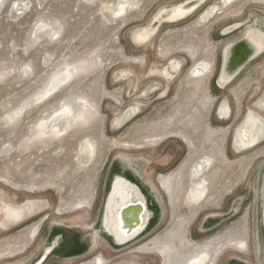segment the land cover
Returning a JSON list of instances; mask_svg holds the SVG:
<instances>
[{
    "label": "rangeland",
    "instance_id": "obj_1",
    "mask_svg": "<svg viewBox=\"0 0 264 264\" xmlns=\"http://www.w3.org/2000/svg\"><path fill=\"white\" fill-rule=\"evenodd\" d=\"M185 1L0 0V264H33L58 233L55 254L85 252L111 176L139 183L133 169L159 201L149 238L183 230L208 257L214 243L223 248L216 264L262 263L264 140L239 153L231 140L248 110L264 116V52L225 88L215 83L223 49L249 29L264 32V0H208L147 43L132 40ZM172 62L180 70L166 80ZM224 101L231 115L220 122ZM197 163L207 166L205 190L190 199ZM27 201L34 217L8 222L4 207ZM101 237L88 255L44 264H171L167 240L138 253ZM77 239L86 242L73 246Z\"/></svg>",
    "mask_w": 264,
    "mask_h": 264
},
{
    "label": "water",
    "instance_id": "obj_2",
    "mask_svg": "<svg viewBox=\"0 0 264 264\" xmlns=\"http://www.w3.org/2000/svg\"><path fill=\"white\" fill-rule=\"evenodd\" d=\"M207 1L208 0H188L174 7L160 10L153 16L150 24L142 29V33L145 32L150 35V38L142 44L150 41L162 25L177 22L191 16ZM178 9L180 11H189V13L179 19L170 20L171 16H173ZM247 32L248 30L239 39L228 44L223 49L215 83L218 89L225 88L249 63L263 54L264 48L260 49L258 44L252 42ZM243 123H245L244 120L238 125L232 135L231 147L235 153L251 149L262 141H255L253 145L250 144L236 152L232 144L236 135L235 133L243 126ZM137 185L136 182L118 173L113 174L107 184L102 200L98 232L110 239L115 245H126L146 232L153 224L155 212L151 206L148 207V196L144 192L143 194L138 187L139 185ZM113 194L115 195L113 198L115 213H112L114 223L110 224L107 209ZM260 214L262 224L261 264H264V175L260 195ZM60 238H63L62 233L51 235L47 247L33 264H44L52 253L56 251L60 252L62 249L61 245H63V242L61 244ZM85 242L86 240L84 239H77L73 242V246L75 244L76 247H80ZM232 264L239 263L233 262Z\"/></svg>",
    "mask_w": 264,
    "mask_h": 264
},
{
    "label": "bare ground",
    "instance_id": "obj_3",
    "mask_svg": "<svg viewBox=\"0 0 264 264\" xmlns=\"http://www.w3.org/2000/svg\"><path fill=\"white\" fill-rule=\"evenodd\" d=\"M239 1H241V0H233V2H231V3H238ZM188 13H189V11H180L178 9L174 13V15L171 16L170 20L179 19ZM234 26L236 27V25H234ZM238 26H239V24L237 25V27ZM247 35L249 36V38L251 39L252 42L259 45L260 49L264 48V32L263 31H261L259 29H249L247 32ZM149 38H150V35L148 33H145V32L142 33V30H139V32L135 33L132 36V39L134 40V42H136L137 44H140V45H142V43L147 41ZM179 70H180V64L177 62H172L167 67V69H165L162 72V76L166 80H171L173 78V76L179 72ZM253 106H254L253 108L259 110L261 108L260 107L261 103H259V104L255 103V104H253ZM136 110L138 111V108H136ZM137 111H135V108H134L130 112H131V114L132 113L134 114ZM230 115H231V109H230V106L228 105V103L226 101L220 103L216 109L217 119L220 122H226L230 118ZM244 122L245 123H243V126L238 129L237 133H235L236 135H235L234 140H233L232 145H233L234 150H236V152L239 151L240 149L244 148V147L249 146L250 144L253 145L255 143V141L264 140V116H262L258 111L254 110V109H250L247 111ZM118 123H117V125H118ZM122 162H123L122 164H124V166L127 167V169L132 168V167L130 168V165L126 164L124 161H122ZM206 169H207V166H203L200 163H197V166L195 167L194 173L199 177V179L193 180L192 186L190 187V191H188V193H187V195L190 199H199L203 195V191L205 190V181H206L205 171H206ZM132 173H134L136 180L140 183V184L137 183L139 185V186L138 185L137 186L140 188L141 192L143 193L144 192L143 188L146 187L145 190L150 194L151 199H152L151 200L152 203L153 202L155 203L157 201L159 204V201L156 197L157 193L152 189L150 190L146 185L143 184L144 182L141 179L138 172H136L133 169ZM184 190L185 189L182 186H178L174 190V191H176L175 200L178 199L183 194ZM114 196L115 195L113 194L111 201H109L110 204L108 205V209H107V212L109 214L108 219L110 220L109 221L110 224L114 223V218H113V214H112V213H115V210H114L115 203L113 202ZM147 201L149 203V197H148ZM236 206H237V203H235L233 205V210ZM34 209H35L34 203H32L30 201H27L26 203L18 205V206H12V205L9 206L8 205V206L4 207L6 220L8 222H10L12 225L20 226L21 224L25 223L26 221H28L34 217V215H35ZM36 228H38L37 224L33 225L31 227V230H35ZM31 230H30V232H31ZM148 230L146 232L142 233L138 238H135L131 242L127 243L126 245H122V246L115 245L110 239L105 237V239L107 240L106 243L109 244L110 247H112V249L114 251H118L121 248L127 247L126 249L129 248L131 250V252L140 253V252H148L151 250L150 249L151 247H154L156 244L160 245L163 242V240H167V242H168L167 244L170 245V254L172 257L171 264H201V262L204 259L207 260L206 264H216L220 255L222 254V251H223V248L218 247L214 243V241H212V243H214L215 246H214L213 253L210 255V257H208V252H206V250L203 246H198V245L190 246L185 242L184 236H183V230H182V234H176L175 235L173 232H167L165 235L158 234V235L154 236L153 238H149V236H147L146 238L139 240V238L143 237L148 232ZM30 232H28L26 234L27 237H28V234ZM99 234L100 233L98 232V229L94 228V230L91 233L92 236L90 237L91 246L89 243L87 245L86 249H84L85 252H83L81 254H77V255H64V256L52 253L47 258L45 263H47V261H49L53 257H60L61 259H72L73 257L77 258V257H81L83 255H88L94 247V241L96 239L95 237L99 236ZM143 240H145L146 242L144 241L143 243L139 244ZM174 240H176L178 242V245H173ZM237 243L239 245L233 244L232 248H234L235 250H240V248H241V250H242L241 253H243V254L248 251L247 245L245 243H242V242H237ZM164 244H166V243L163 242V245ZM229 246L231 247V245H229ZM160 249L161 248H159V250ZM88 264H104V263H103L101 258L96 257L95 259L92 260V262L90 261Z\"/></svg>",
    "mask_w": 264,
    "mask_h": 264
},
{
    "label": "flooded vegetation",
    "instance_id": "obj_4",
    "mask_svg": "<svg viewBox=\"0 0 264 264\" xmlns=\"http://www.w3.org/2000/svg\"><path fill=\"white\" fill-rule=\"evenodd\" d=\"M146 188V187H145ZM152 201H149V203H148V207H150V205L152 206ZM237 208V206L234 208V210ZM158 222H160V220H158ZM158 222H156V224L154 225V226H151V228H149V230H148V232L143 236V237H141V238H139V240H141V239H143V238H146L147 236H149V237H151L152 235H154V233H152V231H153V229L155 228V226L158 224ZM151 234V235H150ZM96 239H95V241H94V247H93V249L96 247V245L98 244V241L100 240V238H102L101 237V234H99V236H96L95 237ZM96 244V245H95ZM127 248V247H126ZM92 249V250H93ZM92 250H91V252L90 253H92Z\"/></svg>",
    "mask_w": 264,
    "mask_h": 264
},
{
    "label": "crops",
    "instance_id": "obj_5",
    "mask_svg": "<svg viewBox=\"0 0 264 264\" xmlns=\"http://www.w3.org/2000/svg\"><path fill=\"white\" fill-rule=\"evenodd\" d=\"M56 252H54V254H55Z\"/></svg>",
    "mask_w": 264,
    "mask_h": 264
}]
</instances>
